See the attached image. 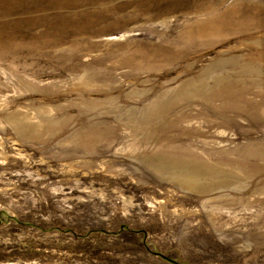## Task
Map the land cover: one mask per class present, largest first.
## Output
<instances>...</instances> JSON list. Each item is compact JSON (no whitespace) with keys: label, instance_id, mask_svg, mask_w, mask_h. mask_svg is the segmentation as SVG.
<instances>
[{"label":"rangeland","instance_id":"374dc122","mask_svg":"<svg viewBox=\"0 0 264 264\" xmlns=\"http://www.w3.org/2000/svg\"><path fill=\"white\" fill-rule=\"evenodd\" d=\"M164 258L264 264V0H0V264Z\"/></svg>","mask_w":264,"mask_h":264},{"label":"water","instance_id":"95a60500","mask_svg":"<svg viewBox=\"0 0 264 264\" xmlns=\"http://www.w3.org/2000/svg\"><path fill=\"white\" fill-rule=\"evenodd\" d=\"M165 260H167L168 262L170 263H173V264H178L177 262H175L174 260H171V259H168V258H164Z\"/></svg>","mask_w":264,"mask_h":264},{"label":"bare ground","instance_id":"6f19581e","mask_svg":"<svg viewBox=\"0 0 264 264\" xmlns=\"http://www.w3.org/2000/svg\"><path fill=\"white\" fill-rule=\"evenodd\" d=\"M216 185H214V187H215Z\"/></svg>","mask_w":264,"mask_h":264}]
</instances>
